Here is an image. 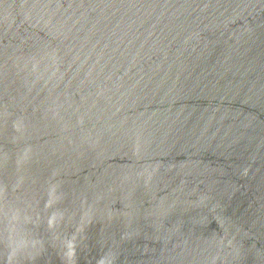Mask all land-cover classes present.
<instances>
[{
    "label": "water",
    "instance_id": "water-1",
    "mask_svg": "<svg viewBox=\"0 0 264 264\" xmlns=\"http://www.w3.org/2000/svg\"><path fill=\"white\" fill-rule=\"evenodd\" d=\"M0 264H264V0H0Z\"/></svg>",
    "mask_w": 264,
    "mask_h": 264
}]
</instances>
